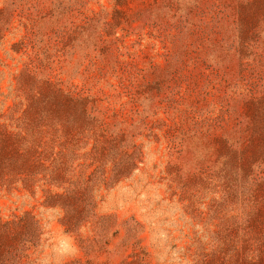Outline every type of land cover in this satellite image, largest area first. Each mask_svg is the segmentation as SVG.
I'll return each instance as SVG.
<instances>
[{"label": "rangeland", "instance_id": "obj_1", "mask_svg": "<svg viewBox=\"0 0 264 264\" xmlns=\"http://www.w3.org/2000/svg\"><path fill=\"white\" fill-rule=\"evenodd\" d=\"M0 264H264V0H0Z\"/></svg>", "mask_w": 264, "mask_h": 264}]
</instances>
